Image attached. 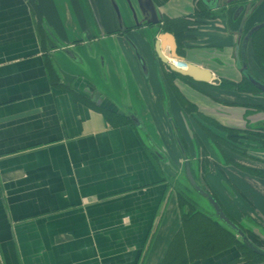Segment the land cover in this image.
<instances>
[{
  "label": "crops",
  "instance_id": "1",
  "mask_svg": "<svg viewBox=\"0 0 264 264\" xmlns=\"http://www.w3.org/2000/svg\"><path fill=\"white\" fill-rule=\"evenodd\" d=\"M197 1L0 0V264H160L181 223L171 179L184 158L172 121L195 163L204 157L197 112L236 129L264 125V111L233 125L230 108L203 99L197 83L174 78L171 88L163 78L153 43L164 32L144 23L191 14ZM199 1L222 12L194 28L182 55L169 31L160 49L179 68L185 61L212 81L237 82V46L264 21V0L241 11L232 0ZM209 47L222 65L204 60ZM232 92L215 98L264 105ZM180 98L197 111L184 112ZM205 146L202 182L247 237L255 231L264 242V148L252 144L224 163ZM239 251L233 244L189 264H241Z\"/></svg>",
  "mask_w": 264,
  "mask_h": 264
},
{
  "label": "trees",
  "instance_id": "2",
  "mask_svg": "<svg viewBox=\"0 0 264 264\" xmlns=\"http://www.w3.org/2000/svg\"><path fill=\"white\" fill-rule=\"evenodd\" d=\"M155 1L164 2L165 0ZM193 9L194 10L191 14L185 16L176 18L163 17L159 24V29L162 32L165 33L166 31H169L173 33L177 41V53L180 55H182L181 47H183L184 41L192 37L190 34L194 28L203 24L205 20L215 18L220 12H222V8L213 10L205 4L202 5L199 0L195 3ZM149 26L153 25L150 24ZM245 45L246 52L251 54V58H253L256 68L260 72L259 74H254L250 71V73L256 79L264 83V25L250 34ZM248 69L250 70L249 67ZM162 75L171 88H173L171 83L174 78H180L191 82L192 84L198 83L192 81L191 78L177 74L168 68H166ZM215 86L220 89L242 92L244 94H261V92L257 90L256 87L249 84L244 77L237 82L226 78H220L219 83ZM178 100L180 101V106L184 112L197 111L196 107L186 100L182 98ZM253 107V110L264 111V105H253ZM108 113L111 112L105 109L104 114ZM117 115H119L120 118L126 119L125 115ZM197 115L202 120L199 124L202 137L201 139H195L197 143L196 151H200L204 157H202V161L199 160L196 164L203 174L208 170V160L205 157L207 152V147L205 146L206 143L211 150H214L217 153L221 161L224 163L234 162L231 157L232 154H238L241 156L247 155L246 150L250 145L249 143H245V141L252 142L253 144L259 145V147L264 148V125L255 127L247 126L244 129H236L219 124L215 119L205 116L202 113L197 112ZM173 130L174 139L181 150L184 163L187 162L189 164L191 159L188 155V151H186V147L177 133V127L174 125ZM190 171L196 183L201 187L200 189H203L217 200L214 194L207 189L208 187L203 183L204 181L201 182L199 178L195 177L196 175L192 172L191 168ZM185 179L189 186L180 182L178 179H171V184L173 185V190H175L178 201L177 203L180 209L179 216H181V223L160 264H189L194 259L204 258L213 252L219 251L233 244L236 247H242L239 259L241 260V264H255L257 259L264 261L263 256L252 252L241 240H237V233L227 227L219 219L214 218L216 217L214 214H212L214 216L208 215L199 207L198 202L194 199L192 193H195L200 197L202 196L194 190L186 177ZM223 213L244 232L242 227L226 214L225 211H223Z\"/></svg>",
  "mask_w": 264,
  "mask_h": 264
},
{
  "label": "water",
  "instance_id": "3",
  "mask_svg": "<svg viewBox=\"0 0 264 264\" xmlns=\"http://www.w3.org/2000/svg\"><path fill=\"white\" fill-rule=\"evenodd\" d=\"M149 3L150 0H148ZM153 15V14H152ZM155 16V15H154ZM162 21V17H154V19H150L148 21H146L144 24L147 25H153V28L156 30H159V24ZM264 25V22L258 23L254 26H252L248 31H246V34L244 35V37L242 38L241 41V45L240 46V58L237 55V51H236V66L238 68V71L241 72L242 77H244L246 79V81L253 85L254 87L257 88V90H259L261 92V94H263L264 96V83H262L261 81H259L258 79H256L251 73L250 71H248V66L245 60V48H246V43L247 40L250 36V34L257 30L258 28H260L261 26ZM137 27L141 26V24H137L135 25ZM162 35H167L169 37H173V35L169 34V33H163ZM162 35H158V37L154 40L153 43V53L156 55V57L159 59V62H162L163 64H165L167 66L168 69H170L171 71L180 74L182 76H187L189 78L192 79V81L194 82H198V83H217L218 79H216V81H212V79L214 77H212V74L209 72L208 69L205 68H200L197 67L196 65L192 64V63H188L185 62V68H178L175 67L174 65H172L169 61L168 58L164 56V54L162 53L161 48V36ZM168 44L170 45V51H171V57L174 59H177V55L175 52V41L174 40H170L168 42ZM142 62V67L145 69V62H143L142 57L139 58ZM131 118L134 120L135 117L132 115ZM185 164V177L188 179L190 185L194 188V190H196L198 193H200V195L202 197H204L208 202L209 205H211L213 211H214V215L217 217V219H219L222 223H224L227 227H229L230 229H232L235 233H237V236L240 237V240L243 242V244L250 249L252 252H255L261 256L264 257V252L262 249H260L258 246H256L253 242H251L249 239H247L248 237L245 235V233L241 230V228L237 227V225L231 221L224 213L223 210L220 206V204L218 202H216L217 200H215L211 195H209L207 192H205L203 189H200L201 187L196 183L195 179L192 177V173L190 171L189 165L187 164V162L184 163ZM250 251V252H251Z\"/></svg>",
  "mask_w": 264,
  "mask_h": 264
},
{
  "label": "rangeland",
  "instance_id": "4",
  "mask_svg": "<svg viewBox=\"0 0 264 264\" xmlns=\"http://www.w3.org/2000/svg\"><path fill=\"white\" fill-rule=\"evenodd\" d=\"M214 19L215 18L209 19V20H214ZM209 20L208 21L206 20V21L209 22ZM203 24L204 25H207L208 23H203ZM200 26H202V24ZM243 37H244V34H243L242 38ZM207 49H208L207 53L204 54V60L207 61V64H208V62L212 61L214 63L213 66L222 65L219 62V60H217V59L214 58V55H215L214 48L213 47H209ZM172 61H173L172 62V65H174L175 67H178L176 65V63L182 62V61H178V60H172ZM235 67L237 69L236 71L241 75V72L238 71V68H237L236 64H235ZM197 84H198L197 86L199 87V89H196V90L198 91V93L202 94L203 99H208L209 101H213L214 103H217V104L219 103L218 105L219 106H224V108H230V110H228L226 113H231V116H230L231 117V124H233V125H236L237 126V125H239V123H240L241 126L242 125H246V124H250V121H253V117L252 116H254L255 113L263 112V111H259V110L258 111H256V110L253 111V109H254L253 105L240 104V103H238L239 101L235 102L234 104L233 103H227L226 104L225 101H223V103H221L220 102L221 100L215 98V97H217V95H219L217 92H219V91H229V90L220 89V88H217L215 85H210V84H207V83L206 84L205 83H197ZM215 91H217V92H215ZM233 92H235V93H242V92H236V91H233ZM258 95L260 97H263L264 98L263 94H258ZM163 107H164V112L163 113H165V116L167 117V119H169V117H168V115L166 113L167 112V109H165V106H163ZM242 115H243V117H242ZM239 118H241V122H239ZM242 118H243V121H242ZM200 121H202V120L200 119ZM173 125L176 126V121L175 122L173 121L171 123V125H170L171 126V130L169 128L171 137L174 139ZM177 133L180 136V133H179L178 129H177ZM245 143H248V141H245ZM249 143H250L249 145H252L253 144L252 142H249ZM200 160L202 161L203 159H200ZM188 165H189V168L192 169V172L196 175L195 177L199 178V180L202 182V178H203L202 175H203V173L197 167V164L195 163V161L191 159L190 160V163ZM171 169L174 170V166L173 165H171ZM179 172H180L179 173V176H177L178 177V180L180 182L184 183L185 185L189 186L187 180L185 179V176H186L185 175V164H181L180 165ZM192 195H193V197L195 199H197V200H199V202H201V205H202V208L203 209H209L210 212H212L211 214L214 213L211 205H209L208 202H206L207 200L204 197H200V196L196 195L195 193H192ZM248 234H249L248 239H250L251 241H253L255 244H257V245H259V244H262L263 245L264 244V242H262L260 239L258 240L259 236H258L257 233H255V231H250ZM237 240L240 241V237L239 236H238ZM238 248L240 249V251H242V249H241L242 247L239 246ZM255 263H262V260H258L257 259V261Z\"/></svg>",
  "mask_w": 264,
  "mask_h": 264
},
{
  "label": "flooded vegetation",
  "instance_id": "5",
  "mask_svg": "<svg viewBox=\"0 0 264 264\" xmlns=\"http://www.w3.org/2000/svg\"><path fill=\"white\" fill-rule=\"evenodd\" d=\"M211 1V0H210ZM247 1H250V0H232V1H230L229 3L230 4H235V5H238L237 7H238V9L241 11V9L243 8L242 6L247 2ZM221 7H223V6H219L217 9H221ZM264 22V21H263ZM261 23V22H260ZM258 24V23H257ZM256 25V24H255ZM254 26V25H253ZM251 28V27H250ZM249 28V29H250ZM248 29V30H249ZM247 30V31H248ZM246 34V31L244 32V35ZM241 45V44H240ZM237 48H238V50H237V55H238V57L240 58V46L238 45L237 46ZM245 57H246V48H245ZM244 57V58H245ZM245 60H246V58H245ZM246 63H247V61H246Z\"/></svg>",
  "mask_w": 264,
  "mask_h": 264
},
{
  "label": "bare ground",
  "instance_id": "6",
  "mask_svg": "<svg viewBox=\"0 0 264 264\" xmlns=\"http://www.w3.org/2000/svg\"><path fill=\"white\" fill-rule=\"evenodd\" d=\"M176 65H179V63H176ZM179 68V67H178ZM184 68H185V64H184Z\"/></svg>",
  "mask_w": 264,
  "mask_h": 264
}]
</instances>
